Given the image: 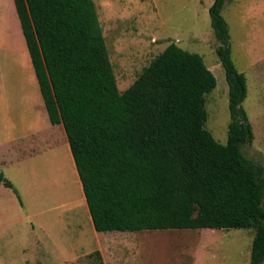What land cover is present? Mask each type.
<instances>
[{
	"label": "trees",
	"instance_id": "trees-1",
	"mask_svg": "<svg viewBox=\"0 0 264 264\" xmlns=\"http://www.w3.org/2000/svg\"><path fill=\"white\" fill-rule=\"evenodd\" d=\"M44 106L65 131L96 232L252 229L264 261V167L241 146L251 128L246 78L230 56L225 0L209 8L228 85L225 145L205 129L216 79L200 55L171 42L123 92L93 0H13ZM0 184L22 201L0 171ZM99 256L95 251L87 257Z\"/></svg>",
	"mask_w": 264,
	"mask_h": 264
},
{
	"label": "rangeland",
	"instance_id": "rangeland-1",
	"mask_svg": "<svg viewBox=\"0 0 264 264\" xmlns=\"http://www.w3.org/2000/svg\"><path fill=\"white\" fill-rule=\"evenodd\" d=\"M93 2L120 92L171 42L202 57L216 79L215 88L205 95L204 127L225 145L229 98L224 70L215 52L219 42L210 24L209 8L214 0ZM11 7L12 0H0V45L18 41ZM221 16L227 26L231 60L246 78L247 92L242 106L252 139L241 146V153L264 167V0H225ZM11 123L16 126L15 132L21 130V123L15 120L1 125ZM6 131L3 129V134ZM4 156L15 157L11 153ZM17 158L21 169L34 164V160H26V154ZM68 161L66 157L63 159L66 169ZM40 166L43 169L45 164L42 162ZM69 167L72 173L66 179L56 174L62 181L43 171L30 174L31 191L27 189V178L14 173L15 166L0 163L4 179L18 182L14 188L22 201L20 206L13 192L1 185L0 264L250 263L252 229L96 232L77 173L74 174L72 164ZM58 204L62 207L53 209ZM95 251L100 255L87 257Z\"/></svg>",
	"mask_w": 264,
	"mask_h": 264
},
{
	"label": "crops",
	"instance_id": "crops-1",
	"mask_svg": "<svg viewBox=\"0 0 264 264\" xmlns=\"http://www.w3.org/2000/svg\"><path fill=\"white\" fill-rule=\"evenodd\" d=\"M11 8L14 35L18 41L0 45V66L2 65L1 59H3V67H0V134L3 136L0 139V163L15 166L14 173L27 178V189L33 191V183L28 181L30 174L34 176L43 171L50 176L53 175L52 177L56 180L62 181L56 174L64 175L65 179L69 177L72 173L70 164H72L74 174L77 172L63 126L61 124L52 125L49 121L13 0ZM21 60L22 62H20ZM13 120L21 123L19 132L14 131L16 128L14 123L8 126L1 125ZM3 129L7 130L4 134ZM22 141L25 142L22 144ZM3 147L7 148L6 151ZM9 153L15 157L6 159L4 154L8 155ZM22 154H26V158H28L26 160H34V164L21 169V162L17 155L20 157ZM65 157L67 161L69 160L68 169L64 166L63 159ZM42 162L45 164L43 169L40 166ZM11 183L13 186L18 185L15 180H12ZM57 186L64 185L57 184ZM34 189H36L35 186ZM1 190L3 193L6 192L4 189ZM60 207L62 205L58 204L53 209Z\"/></svg>",
	"mask_w": 264,
	"mask_h": 264
},
{
	"label": "bare ground",
	"instance_id": "bare-ground-1",
	"mask_svg": "<svg viewBox=\"0 0 264 264\" xmlns=\"http://www.w3.org/2000/svg\"><path fill=\"white\" fill-rule=\"evenodd\" d=\"M6 3V2H5ZM2 8V7H1ZM1 13V12H0ZM3 13V12H2ZM3 15V14H2ZM3 31V30H2ZM13 38V37H12ZM7 41V40H6ZM12 52V51H11ZM16 53V52H15ZM15 55V54H14ZM17 57V56H16ZM11 58V57H10ZM14 58V57H13ZM21 58V57H20ZM12 60V59H11ZM11 60H10V62H11ZM19 60V59H18ZM17 60V61H18ZM14 62V61H13ZM20 62H22V60L20 61ZM11 64H12V62H11ZM11 66V65H10ZM13 67H14V65H13ZM21 67V66H20ZM18 69V68H17ZM22 69V68H21ZM12 71V70H11ZM22 72V71H21ZM18 74V73H17Z\"/></svg>",
	"mask_w": 264,
	"mask_h": 264
}]
</instances>
